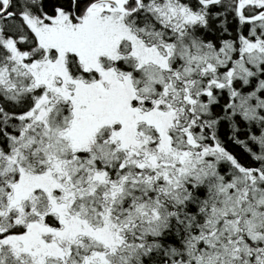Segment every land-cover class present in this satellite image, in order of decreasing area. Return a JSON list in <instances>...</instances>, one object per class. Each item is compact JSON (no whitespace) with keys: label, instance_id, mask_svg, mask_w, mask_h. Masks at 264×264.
Listing matches in <instances>:
<instances>
[{"label":"snow or ice","instance_id":"snow-or-ice-1","mask_svg":"<svg viewBox=\"0 0 264 264\" xmlns=\"http://www.w3.org/2000/svg\"><path fill=\"white\" fill-rule=\"evenodd\" d=\"M0 264H264V0H0Z\"/></svg>","mask_w":264,"mask_h":264}]
</instances>
